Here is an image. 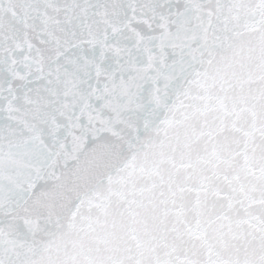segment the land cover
Returning <instances> with one entry per match:
<instances>
[{"label": "snow or ice", "instance_id": "1", "mask_svg": "<svg viewBox=\"0 0 264 264\" xmlns=\"http://www.w3.org/2000/svg\"><path fill=\"white\" fill-rule=\"evenodd\" d=\"M0 264H264V0H0Z\"/></svg>", "mask_w": 264, "mask_h": 264}]
</instances>
